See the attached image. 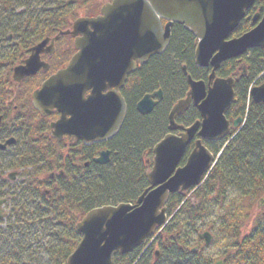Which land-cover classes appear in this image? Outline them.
Segmentation results:
<instances>
[{
  "label": "trees",
  "instance_id": "trees-1",
  "mask_svg": "<svg viewBox=\"0 0 264 264\" xmlns=\"http://www.w3.org/2000/svg\"><path fill=\"white\" fill-rule=\"evenodd\" d=\"M108 1L111 0H46L31 5L29 0H0V13L3 14H0L3 18L0 19V116L3 117L0 132L8 136L16 134L11 129L21 128L25 130V137L29 135L26 149L18 156L29 159L24 168L31 167L32 175L50 174L55 168L64 171V176L55 182L38 181L35 177L31 182L26 180L18 186L15 196L11 195L9 185L7 192L0 190V199L8 198L10 204L9 220H14L0 233V264H66L82 239L77 223L90 210L136 202L149 187L146 175L150 165L147 162L153 158V148L169 133L170 111L184 98L188 88L183 68L186 67L194 79L207 80L209 76L208 69H197L194 65L195 37L183 26L175 25L167 51L152 58L128 79L123 92L128 105L125 123L120 133L105 146L112 153L110 163L102 166L93 161L104 145L80 143L78 154L69 157L80 158L82 165L71 167L69 159L62 160L65 144L49 137L51 143H48L46 139L49 122L57 115L42 117L31 103L32 92L47 76L39 74L29 78L15 91L13 70L24 63L31 48L71 28L80 12L88 17L95 16L102 3ZM14 7L26 11L14 16ZM254 10L263 14L264 0H258L247 12L232 34L233 38L255 27ZM9 14L14 20H10ZM4 32L15 36V42L9 35L4 38ZM74 53L73 39L62 38L56 43V55L48 58L51 71L64 67ZM241 66L246 67L248 75L238 83L237 98L228 114L231 119L237 115L244 119L241 129L233 131L228 139L217 145L207 143L215 154L224 150L204 183L189 194L172 195L167 204L170 223L134 252L115 257L113 264H211L200 249L192 251L199 247L196 242H201V233L196 240H189L182 233L180 216L188 218L190 223L203 218L208 199L213 198L223 206L229 189L241 192L252 203L264 196V103H255L249 95L254 78L264 70V49H253L242 58L224 63L217 74L228 77ZM157 89L167 94L164 102L150 115L139 114L137 103ZM197 117L194 111L178 123H194ZM12 125L15 128H11ZM77 146L68 145L72 149ZM20 164L12 162V167L21 169ZM191 195L197 198V206H192ZM261 212L258 225L245 235L242 228L249 219V212L244 215L242 209L231 207L223 214L217 231L232 240L231 249L222 257L225 264H264V209ZM205 231L211 233L210 228Z\"/></svg>",
  "mask_w": 264,
  "mask_h": 264
},
{
  "label": "water",
  "instance_id": "water-1",
  "mask_svg": "<svg viewBox=\"0 0 264 264\" xmlns=\"http://www.w3.org/2000/svg\"><path fill=\"white\" fill-rule=\"evenodd\" d=\"M256 2L112 0L103 5L99 16L79 18L71 29L34 46L24 64L15 67L12 80L17 89L27 77L36 75L41 69L49 70V64L42 61V54L52 55L61 37L74 38L76 54L65 69L52 75L33 93L32 104L42 115L48 116L54 111L60 114L50 125L52 138L62 141L69 136L86 145L110 141L120 133L127 115L121 91L128 76L137 71L138 65H145L151 58L166 52L174 25L183 26L196 37V65L211 68L208 89L204 81L194 80L186 67L183 68L190 89L186 98L178 101L169 114V130H182V133L179 136L168 134L156 145L152 168L146 175L150 186L135 204L98 207L77 223L82 240L66 264H113L117 255L132 253L166 224L170 196L185 193L202 183L215 159L202 144V139L222 140L230 132L226 113L240 79L216 78V73L224 62L243 57L252 49L264 48V14L262 18L260 14L254 16L253 22L257 23L254 29L230 39ZM251 96L254 102L264 103V83L253 88ZM162 100V91L146 95L138 102L137 112L151 114ZM192 101L202 121L190 127L179 126L176 117L186 112ZM2 119L0 116V127ZM240 122L236 121L234 128ZM196 135L200 139L186 164L179 167ZM14 143L15 139L11 138L0 147L4 149ZM110 155V150L102 151L94 162L107 165ZM3 203L0 201V219ZM262 207L264 197L258 202V208ZM200 238L207 246L212 241L209 232Z\"/></svg>",
  "mask_w": 264,
  "mask_h": 264
},
{
  "label": "rangeland",
  "instance_id": "rangeland-1",
  "mask_svg": "<svg viewBox=\"0 0 264 264\" xmlns=\"http://www.w3.org/2000/svg\"><path fill=\"white\" fill-rule=\"evenodd\" d=\"M29 1H30L29 4L32 5L34 3L33 5H36V4H39L38 3L39 1H46V0H29ZM104 3H102V7H103ZM24 9L25 8H22V7L21 8H16V7L12 8V11L14 10L13 15L14 16H19V14H22V13H24L26 11V9L25 10ZM0 14L3 15L2 13H0ZM256 14H260L261 18L263 16L261 14V12H259L258 10H254V15H256ZM9 15H11V14H9ZM9 15H7V19L9 17ZM83 16H85L84 12L83 13L80 12L79 13V18H81ZM88 18H92V16L88 17ZM253 18H254V16H253ZM253 18H252V20H253ZM0 19H3V18L1 17ZM10 20H14V17L12 15H11V19ZM8 35L10 36V39L14 43L15 42V36H13L12 34H8V33L4 32L3 37L7 38ZM27 56L29 57V53H28ZM27 56H26V58H27ZM262 72H264V70ZM39 74H40V72H38L34 76H30V77H27V78L36 77ZM260 74L258 76H260ZM258 76L255 77L254 80L257 79ZM18 89H19V87H17V89H15V90H18ZM164 95L166 97L167 94H164ZM159 107H157L155 109V111ZM136 111H137V109H136ZM155 111L153 110L152 113L155 112ZM148 115H150V114H148ZM14 131H16V129H13V132ZM16 134L18 136V144L15 147H13V148H14L16 154H20L26 149V145H28L27 144V140L28 139L25 138V130L24 129H20V131L18 130V132H16ZM79 145H80V143H78V146L76 147V149H72V151L70 153L67 151L68 154L71 155L73 153H77L76 151L80 150V146ZM106 146H107V144H106ZM11 155H12L11 154V150L6 152L5 154L4 153H0V174L6 176V179H9L10 175L11 176L15 175V178L13 179V181H11V183H13V184L10 183V185H11V195H14V196L17 195L18 194V190H17L18 186L20 184H22L23 182H26V180L31 182L34 177L38 181H44V180L51 179V178L48 177V175H50V174H43V175H39L38 177H36L34 174L32 175V171H33L32 169H27V168H24V167H23V170L18 169V168L14 169L12 167V162L13 161L10 159ZM79 165L81 166L82 163L81 164L78 163V167H79ZM52 172L56 176L54 178H52L51 180H55L56 181V177L59 176V174H58L59 173V169L55 168L50 173H52ZM55 181H53V182H55ZM1 182H2V180H0V190H6L7 187L5 185H2ZM51 187H53V186L51 185ZM51 187H46L45 189L52 190ZM46 195L49 196V194H46ZM226 195L227 196H226V198L224 200V205L223 206H221L219 201H216L213 198H209L208 199L209 201H207V204H206V207H207L206 208V215L203 218H198V219L194 220L193 223H190L189 219L188 218L186 219V217H184L182 215L179 218V220L182 223V233H183V235H186V237H188V239L191 240V241L193 239L196 240V237H198L199 233H204L207 228H210L211 233L213 234V237H214L213 241L208 247H205L204 249H202L201 252H202V256L207 261H211L212 262L211 264H214L216 261L221 259L224 256L225 252H227L232 247V244H231L232 240L229 239L228 237H226L225 235H223L221 233H218V231H217L218 226H219V224L221 222V218H222L223 214L226 212V210L228 208L232 207V209H236V210L242 209V212H243L244 215H246L247 212H249V214H248L249 216H247L249 219H247L244 222V225H243V228H242V234L243 235L248 234L249 232L252 231V229L256 225H258V221H260V215L262 213V212H259V210H257L256 203H252L249 198H247V199L244 198L241 192H238V191L233 190V189H229V190L226 191ZM196 199L197 198L194 195H191V204H192V206H197L199 204L198 200H196ZM123 204H128V203H123ZM4 208H5L6 217L2 221H0V233L3 232L5 230V228H6V226H8L10 223H14V220H12V221L9 220L10 204L7 203ZM169 221H170V219H169ZM177 222H178V220H177ZM46 229H49V228L47 227ZM196 244L199 247H203L204 246V242H202V241L201 242H196ZM43 262H45V259H43Z\"/></svg>",
  "mask_w": 264,
  "mask_h": 264
},
{
  "label": "flooded vegetation",
  "instance_id": "flooded-vegetation-1",
  "mask_svg": "<svg viewBox=\"0 0 264 264\" xmlns=\"http://www.w3.org/2000/svg\"><path fill=\"white\" fill-rule=\"evenodd\" d=\"M73 44H74V40H73ZM73 48H74V45H73ZM255 49H264V48H255ZM76 53V52H75ZM74 53V54H75ZM28 55V54H27ZM26 55V56H27ZM56 55V52L54 53V55L53 56H55ZM53 56H50L49 54H44L43 56H42V58H43V60L44 61H46V62H48L50 65H51V63L48 61V58L50 59V58H52ZM193 61H194V65L196 66V67H198L197 65H196V63H195V57L193 56ZM150 62V61H149ZM148 62V63H149ZM148 63L146 64V65H148ZM146 65H144V66H146ZM143 67V66H142ZM222 67V66H221ZM50 68H51V66H50ZM197 69H208L209 71H210V73H209V76H208V78H207V80H204V79H196L197 81H204L205 83H206V86H207V89L209 88V78H210V75H211V68L209 67V68H197ZM60 70V69H59ZM57 71V70H56ZM56 71H51V69H50V71H48V73H49V75H51L52 73H54V72H56ZM52 72V73H51ZM44 74L45 75V72L41 69V71H40V74ZM218 73V72H217ZM216 73V78H228V77H230V76H234L235 78H237V77H239L240 79L239 80H237V83H236V87H235V94H236V96H237V85H238V83H240L241 82V80L244 78V77H246L247 75H248V72H247V74H246V76H243V72H242V67H241V69L239 70V71H237L236 73H233L232 75H230V76H228V77H219L218 76V74ZM47 74V73H46ZM158 90V89H157ZM157 90H155L154 92H152V93H150V94H154V93H156L157 92ZM162 90V89H161ZM187 92H189V88H187V90H186V92H185V95H184V97L186 98V96H187ZM122 93H123V91H122ZM163 94H164V92H163ZM184 98V99H185ZM237 98V97H236ZM157 98H154V101L156 100ZM164 102V99H163V101L162 102H159L157 105H156V107L154 108V110L157 108V107H159L162 103ZM231 110H232V107L230 108V110H229V113L231 112ZM197 112L198 113V117H197V119L195 120V122H197L198 120H201V114H200V112L198 111V109H197V107L193 104V103H191L190 104V106H189V108H188V110L186 111V112H184L182 115H180V116H178V118H177V122H178V120H180V121H182L183 119H185L186 117H188V116H190V114H192L193 112ZM240 111H238V113H239ZM228 113V114H229ZM228 114H227V119L230 121V124H231V130H233V124L236 122V121H238V120H241V117H240V115H237V117L236 118H234L233 119V117H232V119L231 118H229L228 117ZM54 115H57V118L56 119H54V120H51V121H55V120H57L58 119V117H59V114H57V113H55ZM53 115V116H54ZM50 123V122H49ZM180 124V123H179ZM180 125H183V126H185V127H189L190 125H192V123H189V121L188 122H182ZM23 127V126H22ZM48 127H49V125H48ZM11 128H15L13 125L11 126ZM10 128V129H11ZM16 129V132H18V130L20 131V129L21 128H15ZM18 129V130H17ZM0 131H1V129H0ZM11 132H13V129H11ZM180 132L178 131V132H176V134H179ZM14 137V138H16V143L18 144V136H17V134H12V135H8V136H6V135H4V134H1V132H0V145H2L3 143H5L7 140H8V138H10V137ZM50 138V135L49 136H47L46 137V139H47V142L48 143H51V140L49 139ZM26 139H29V135H27V137H25ZM197 139H198V136L196 135L195 137H194V139L191 141V143H190V148H191V150H193V148H194V145H195V142L197 141ZM66 142V143H65ZM220 141H208L207 143H210L212 146L213 145H217V143H219ZM61 143H64L65 144V148H64V150H62V154H63V156H62V160H64V159H69V161H70V166L71 167H77L78 166V163H80L81 164V159L80 158H76V159H72L71 157H69L70 155L68 154V152L70 153L71 151H72V148H70V147H68V145H71V146H74V145H76V144H78L79 142H74V141H72L70 138H68V137H66L65 139H64V141L63 142H61ZM16 144V145H17ZM15 145V146H16ZM94 145V144H93ZM15 146H12V147H6V148H4V149H2L1 147H0V153H6V152H8V151H10L11 150V156H10V159L13 161V162H18V163H22V164H20L21 166H22V168H21V170H23V167H24V165L26 164V162H27V160H29V159H27V158H24V157H21V156H18V154H17V156H15V150H14V148L13 147H15ZM90 146H92V145H90ZM68 147V148H67ZM67 148V149H66ZM68 151V152H67ZM191 152V151H190ZM20 157V158H19ZM95 159V158H94ZM93 159V160H94ZM75 167V168H76ZM79 167H80V165H79ZM27 169H32L31 167H28ZM55 177V176H54ZM53 177V178H54ZM15 178V175H10L9 176V179H6V176H4V175H2V174H0V180H2V182H1V184L2 185H5L6 187H7V185H9L10 187H11V185H10V183H11V181H13V179ZM57 178L58 177H56V180H57ZM53 181H55V180H53ZM11 184H13V183H11ZM1 185V186H2ZM4 192H7V189L6 190H4ZM2 200H5L6 202L3 204V206H2V209H3V215H6L5 214V205L8 203V198H4V199H0V201H2ZM1 221V220H0Z\"/></svg>",
  "mask_w": 264,
  "mask_h": 264
},
{
  "label": "bare ground",
  "instance_id": "bare-ground-1",
  "mask_svg": "<svg viewBox=\"0 0 264 264\" xmlns=\"http://www.w3.org/2000/svg\"><path fill=\"white\" fill-rule=\"evenodd\" d=\"M66 66H67V65H65L64 67L60 68V70L65 69ZM60 70H59V71H60ZM59 71H58V72H59ZM46 73H47V74H46ZM41 74H42V73H41ZM45 75L47 76V77L45 78L46 80H48V79L52 76V75H49L48 72H45ZM46 80H45V81H46ZM181 115H182V114H181ZM143 116H144V115H143ZM179 116H180V115H179ZM176 118H178V116H177ZM124 123H125V122H124ZM200 130H201V129H200ZM158 143H159V142H158ZM158 143H157V144H158ZM157 144H156V145H157ZM96 145H104V149H102L100 152H102V151H104L105 149H107V148H105L106 145H105L104 143H96ZM156 145L154 146L153 150L155 149ZM151 168H152V166H151ZM151 168H150V169H151Z\"/></svg>",
  "mask_w": 264,
  "mask_h": 264
},
{
  "label": "snow or ice",
  "instance_id": "snow-or-ice-1",
  "mask_svg": "<svg viewBox=\"0 0 264 264\" xmlns=\"http://www.w3.org/2000/svg\"><path fill=\"white\" fill-rule=\"evenodd\" d=\"M208 103H209V105H210V104H211V101L209 100V102H208Z\"/></svg>",
  "mask_w": 264,
  "mask_h": 264
}]
</instances>
